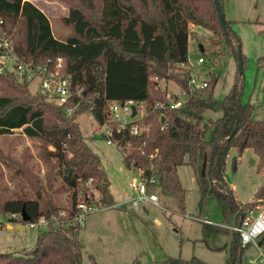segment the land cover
Here are the masks:
<instances>
[{
	"label": "trees",
	"instance_id": "obj_1",
	"mask_svg": "<svg viewBox=\"0 0 264 264\" xmlns=\"http://www.w3.org/2000/svg\"><path fill=\"white\" fill-rule=\"evenodd\" d=\"M59 1L69 5L62 21L71 27V33L64 40L53 35L48 17L33 3L0 0V31L12 41L15 54L33 64H48L51 69L61 57L62 72L70 76L71 87L82 88L81 96H74L68 104L80 101L78 107L67 117L63 107L42 94L32 95L29 85L18 81L14 74L0 73V134L22 128L28 137L39 139L40 157L46 164L41 179L27 163L14 162L33 197L26 191L11 198L0 197V216L24 210L30 220L40 216L59 220L37 231L32 248L0 252V264H82L83 244L78 238L81 226L71 218L82 182L94 179L102 203L112 204L115 200L100 157L89 146L76 117L89 111L101 123L108 100L141 101L146 110L144 121L150 126L147 135L114 136L127 168L140 166L146 174H156L159 194L171 197L183 211L185 190L177 168L189 165L199 183L200 204L206 195H214L223 213L233 215L238 222L240 206L252 204L237 200L226 182L227 157L234 148L232 164L236 168L242 152L251 148L257 157L256 172L264 170V119L253 118L252 104L242 102L241 77L235 76L222 101L213 98L214 76L204 88L191 90L187 85L189 25L212 31L235 50L238 62L240 39L231 20L221 25L214 0ZM219 2L224 14L223 0ZM155 77L176 81L184 88L187 95L179 109L155 106L157 101H166ZM217 109L223 111L221 117L203 121L206 110ZM234 127L237 130L231 135ZM58 177L62 187L71 190L67 206H61L53 197ZM256 197H264V183ZM60 211H65L68 218L60 216ZM217 229L205 224L204 240ZM241 254L235 239L224 264H238ZM198 263L194 256L183 259L167 255L161 262L151 264Z\"/></svg>",
	"mask_w": 264,
	"mask_h": 264
},
{
	"label": "rangeland",
	"instance_id": "obj_2",
	"mask_svg": "<svg viewBox=\"0 0 264 264\" xmlns=\"http://www.w3.org/2000/svg\"><path fill=\"white\" fill-rule=\"evenodd\" d=\"M60 3V6L48 9V19L53 35L64 40L71 33V27L62 21L68 15L69 5ZM223 3L225 19L231 20V27L240 39L242 73L238 72L235 50L223 44L219 37H207L206 29L197 26L193 30L200 35L192 32L188 38V60L192 72L198 80H208L211 76L216 78L213 98L217 101L225 98L235 76L241 77L242 102L252 104L253 118L264 119V0H223ZM199 57L204 62L195 64ZM159 85L165 91L179 93L172 80H160ZM29 88L32 95L40 94L34 84ZM222 114L221 109L206 110L202 118L206 121ZM76 121L89 146L100 157L115 202L128 197V182L132 173L124 164L120 151L106 144L99 124L89 111L78 114ZM40 146V140L28 137L22 128L0 134L1 198H11L22 191L33 197L26 182L17 174L14 162L27 163L43 179L46 164L40 157ZM49 149L53 150V147L49 146ZM234 155L236 150L232 148L227 157L224 177L233 195L244 204L258 190L261 175L256 172L257 157L251 148L242 152L236 168L232 164ZM177 174L185 190L183 211L171 197L157 192L163 208L146 205L145 209L128 210L122 207L87 215L78 234L83 244L82 264H151L161 262L167 255L183 259L194 256L200 261L198 264H224L231 243L236 239L231 229L236 223L233 215L223 213L222 205L214 195H206L200 204V187L191 166H179ZM53 189H56L53 192L55 201L61 206L69 205L71 190L62 187L59 177ZM261 200L264 201V197ZM205 224L218 229L204 240L202 231ZM37 233L36 229L29 227L20 230L0 224V252L32 248ZM254 255L253 247L242 250L240 264H248V258Z\"/></svg>",
	"mask_w": 264,
	"mask_h": 264
},
{
	"label": "built area",
	"instance_id": "obj_3",
	"mask_svg": "<svg viewBox=\"0 0 264 264\" xmlns=\"http://www.w3.org/2000/svg\"><path fill=\"white\" fill-rule=\"evenodd\" d=\"M2 20L0 19V28ZM196 25H189V32H195L193 28ZM201 27V26H197ZM205 29V28H204ZM200 35V33L195 32ZM206 36L213 37L212 31L206 29ZM204 59L199 57L195 64L203 63ZM184 66V64H181ZM187 68L189 70V78L187 85L192 90L195 88H204L208 84V80H198L192 72V65L188 60ZM0 73H12L18 81L35 85L38 87V92L45 98L63 107L67 117H71L80 101L75 104L68 105L75 97L81 96L82 88H72L69 75H64L62 72V59L58 57L56 66L51 69L48 64H33L19 58L13 48L12 41L6 38L0 31ZM158 87L160 80L154 78ZM179 89V93H171L165 91L166 101L155 103L159 108L179 109L185 102L186 91L176 81H173ZM133 109L135 113L133 114ZM146 110L141 101L133 99L128 100H108L106 101L104 121L99 123L102 136L107 145H111L118 149L121 154L123 150L117 145L114 136L119 134H130L132 136L147 135L150 131V126L144 121ZM160 121L164 119V114L160 115ZM163 128V126H162ZM149 169V167H147ZM151 169V167H150ZM132 176L128 182L130 195L118 202L112 204L102 203V194L99 186L93 178H88L81 184V189L77 194L75 208L72 213V220L84 225L85 218L92 212L104 211L113 208L126 207L128 210H138L146 205L160 206L159 195L157 188L159 180L156 174H146L143 167L132 165L129 168ZM246 203H251V207L240 206V219L232 227L236 239L239 241V248L244 250L248 247H253L255 251L254 257L248 258V264H264V201L257 198H252ZM244 203V204H246ZM243 204V203H242ZM60 216L68 218L65 211L59 212ZM186 216L191 217L188 213ZM58 217L51 216L50 218L40 216L36 220H22L21 213H12L5 216H0L1 225L24 224L25 227L32 229L44 230L50 224H57Z\"/></svg>",
	"mask_w": 264,
	"mask_h": 264
},
{
	"label": "water",
	"instance_id": "obj_4",
	"mask_svg": "<svg viewBox=\"0 0 264 264\" xmlns=\"http://www.w3.org/2000/svg\"><path fill=\"white\" fill-rule=\"evenodd\" d=\"M214 4H215L216 10H217V14H218L219 20L221 22V25L225 26L226 19H225L223 12H222L219 0H214ZM201 51H203L202 47H201ZM237 58H238L237 68H238V72L240 73L242 71V53H241V45L240 44H238V48H237ZM134 113H135V110L133 109V114ZM161 120H163V118ZM236 130H237V127H234L231 135H233ZM255 196H256V193H254L253 198H255ZM21 216H22V220H24V221L30 220V217L26 214V212L24 210L21 211ZM6 227L7 228H13L14 227L16 229L22 230L25 228V225L24 224L6 225ZM236 241H237L238 246H239L238 238L236 239ZM240 263L241 262L239 261L238 264H240Z\"/></svg>",
	"mask_w": 264,
	"mask_h": 264
},
{
	"label": "crops",
	"instance_id": "obj_5",
	"mask_svg": "<svg viewBox=\"0 0 264 264\" xmlns=\"http://www.w3.org/2000/svg\"><path fill=\"white\" fill-rule=\"evenodd\" d=\"M31 3H33L36 7H38L47 17H48V9L50 8H56L58 6L61 5L60 2H57L56 0H27ZM69 10V9H68ZM260 175H261V184L260 186L258 187V190L259 188L261 187V185L264 183V170L262 172H260ZM257 190V191H258ZM110 192H111V184H110ZM112 193V192H111ZM113 195V194H112ZM160 198V197H159ZM160 201V200H159ZM146 206L142 207L143 209H145ZM160 207L163 208L162 205H160ZM203 222L205 220H202ZM140 263V262H139ZM140 264H147V263H140Z\"/></svg>",
	"mask_w": 264,
	"mask_h": 264
}]
</instances>
